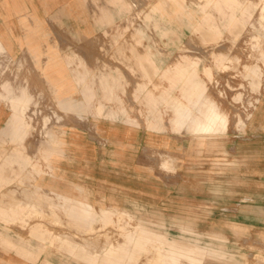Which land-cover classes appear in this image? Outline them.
I'll return each instance as SVG.
<instances>
[{"label":"rangeland","instance_id":"obj_1","mask_svg":"<svg viewBox=\"0 0 264 264\" xmlns=\"http://www.w3.org/2000/svg\"><path fill=\"white\" fill-rule=\"evenodd\" d=\"M81 1V18L55 13L49 20L66 22V29L48 34L56 54H86L87 62L75 56L71 66L90 105H78L77 96L74 106L62 108L41 66L37 84L29 62L4 53L0 92L8 83L30 95L24 121L40 150L47 144L57 149L64 131L95 137L116 121L132 126L134 149L100 141L111 155L103 165L119 168L96 177L123 188L127 182L132 190L119 189L118 206H92L91 230L82 228L87 221L62 211L61 201L40 205L33 222L21 224L37 228L40 254L54 253L55 261L72 264H105V251L123 246L126 234L141 228L160 238L143 251L130 245L134 259L123 264H158L157 250L165 240L202 250L200 264H264V125L254 121L256 100L264 98L263 0H236L235 5L228 0ZM180 6L183 13L177 12ZM46 49L52 52L51 46ZM112 69L118 87L107 78ZM186 80L199 83L203 98L226 119L224 132L205 136L202 146L204 133L175 126L173 106L184 102ZM49 136L56 141L49 142ZM143 136L151 145H143ZM39 153L40 165L46 164ZM259 175L260 189L255 188ZM101 209L112 211L107 223ZM180 264L195 263L180 259Z\"/></svg>","mask_w":264,"mask_h":264},{"label":"crops","instance_id":"obj_2","mask_svg":"<svg viewBox=\"0 0 264 264\" xmlns=\"http://www.w3.org/2000/svg\"><path fill=\"white\" fill-rule=\"evenodd\" d=\"M212 1L214 0L207 2L210 4ZM228 2L229 5L237 3L236 0H228ZM84 9V2L81 0H0V54L4 53L15 61L29 62L32 67V82L37 84L39 83L38 68L41 66L44 78L62 108L74 106L77 96L78 105H90L87 101L86 87L81 90V79L75 76L71 66V62L76 60L75 56L79 62L83 63L87 62L88 58L83 53L78 56L70 54L67 57L61 53L56 54L54 42L49 39L48 31L66 29V22L55 24L49 19L55 13L80 19ZM177 12L183 13V7L180 6ZM76 28L79 32L83 29L79 26H71V29ZM82 41L86 42V39L83 38ZM47 46L52 47V52L46 49ZM101 72L107 73V71ZM113 74L112 69V77L107 76L111 78L112 85L115 77ZM116 85L119 86L117 82H114L113 86ZM203 93V87L199 83L186 80L185 87L182 89L184 102L177 101L173 106L177 129L187 127V130L199 131L200 126L212 125L215 116L223 119L226 125L225 117L217 111L211 101L203 98ZM22 94L28 99L25 103L28 107L32 98L25 89L20 88L15 92L8 83L1 85L0 264H72L55 261L54 253L40 254L36 240L37 228L24 229L21 224L31 221V217L40 212L38 209L40 205L54 206L57 200L61 201L57 204H61L62 211L79 222L87 221L82 228L91 230V223L94 220L92 216L95 213L92 206L102 204L118 206L120 204L119 189L132 190L127 182L126 187L123 188L117 184H104L96 179L97 174L103 173L104 169L107 171L119 168L110 164L103 165L107 163V156L111 155H106L108 151L103 150L105 146H102L100 141L108 145L110 143L112 147L122 145L126 149L130 147L134 149L137 136L132 126L116 121L112 124L114 126L112 129H105L103 134H97L95 137H90L81 130L78 134L61 132L59 139L61 144L57 149L47 144L40 150L38 140L33 139L32 134L27 132L28 125L22 113L10 107V104ZM256 102L259 107L254 114L255 124L264 125V98ZM126 105H133V103ZM142 138L143 145L145 142L148 146L151 145V138L144 136ZM54 140L52 136H49V142H55ZM39 152H42L43 158L48 159L46 164L40 165ZM111 152L114 151L111 150ZM127 152L129 153L128 150ZM126 170L128 173L129 170ZM260 173L262 174V171ZM23 175L26 176L25 182H22ZM262 178V175L256 177L255 188H262ZM16 181H20L21 185ZM242 188L252 187L244 185ZM115 211L116 209H113V212ZM100 213L103 221L107 223L112 211L101 209ZM159 238L160 236L139 228V233L126 234V242L123 246L109 247L105 251L102 262L123 264L125 261H131L134 259V252L129 250L130 245L137 251H143L147 244L156 243ZM160 244H163V247L157 250L158 264H180V259L195 264L201 263L202 256L199 255H203V252L199 248L187 249L169 240ZM164 244L167 245V249H164Z\"/></svg>","mask_w":264,"mask_h":264},{"label":"bare ground","instance_id":"obj_3","mask_svg":"<svg viewBox=\"0 0 264 264\" xmlns=\"http://www.w3.org/2000/svg\"><path fill=\"white\" fill-rule=\"evenodd\" d=\"M262 2H263V6L261 9V16L264 15V0ZM27 100L28 99L24 96V94H22L18 99H16L14 102H12L10 104V107L15 109V110L20 111L22 113V115L25 116V112L28 110V107L25 104ZM57 120H59V117L57 118ZM44 122L47 123V120L45 119ZM212 122H213L212 125H203V126H200L198 128L199 131L204 133L203 135H201V139H200L201 143L199 144V146H202L204 144L205 136L217 135L219 133L224 132L226 125H225V121L223 119L219 118L218 116H215L214 120ZM216 138H218V137H216ZM215 142H217V141H215ZM215 142H213V143H215ZM164 164H166V162H164ZM164 164H163V166H164Z\"/></svg>","mask_w":264,"mask_h":264}]
</instances>
